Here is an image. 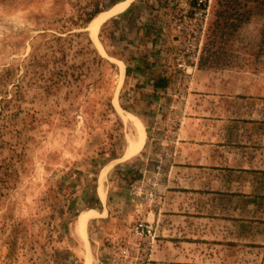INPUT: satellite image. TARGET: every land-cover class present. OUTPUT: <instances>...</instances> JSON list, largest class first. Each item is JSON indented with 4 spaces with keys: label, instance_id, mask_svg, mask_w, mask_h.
<instances>
[{
    "label": "rangeland",
    "instance_id": "374dc122",
    "mask_svg": "<svg viewBox=\"0 0 264 264\" xmlns=\"http://www.w3.org/2000/svg\"><path fill=\"white\" fill-rule=\"evenodd\" d=\"M123 1L0 0V264L128 259L144 206L129 186L151 154L123 157L129 114L144 140L142 119L161 112L146 71L165 72L164 138L207 114L211 131L264 147V0H129L109 14ZM95 9L107 16L94 36L82 20Z\"/></svg>",
    "mask_w": 264,
    "mask_h": 264
},
{
    "label": "crops",
    "instance_id": "0c3cea01",
    "mask_svg": "<svg viewBox=\"0 0 264 264\" xmlns=\"http://www.w3.org/2000/svg\"><path fill=\"white\" fill-rule=\"evenodd\" d=\"M166 88H150L161 112L142 119L136 152L151 151L136 179L160 168L153 204L139 210L154 235L145 264H264V147L211 131L207 114L181 117L177 137L164 138Z\"/></svg>",
    "mask_w": 264,
    "mask_h": 264
},
{
    "label": "built area",
    "instance_id": "2783aa9c",
    "mask_svg": "<svg viewBox=\"0 0 264 264\" xmlns=\"http://www.w3.org/2000/svg\"><path fill=\"white\" fill-rule=\"evenodd\" d=\"M204 2L205 0H190V5L200 7ZM159 169V164H156L153 173L143 174L130 184L129 193L136 201V207H140L141 204L147 207L152 206L155 199L154 176L159 173ZM131 232L137 241L121 247V252L126 253V256L129 255L128 259L112 258L111 264H145L147 252L154 236L152 227L147 221L137 219L131 227Z\"/></svg>",
    "mask_w": 264,
    "mask_h": 264
},
{
    "label": "bare ground",
    "instance_id": "6f19581e",
    "mask_svg": "<svg viewBox=\"0 0 264 264\" xmlns=\"http://www.w3.org/2000/svg\"><path fill=\"white\" fill-rule=\"evenodd\" d=\"M128 1L129 0H126V1H123L121 3L116 4L114 6V8L110 10L111 12L109 14L117 13V12L121 11L128 4ZM105 16H107V14H105V15H103V14H97L93 18V20L90 23V31H91L92 35L95 36V31H96L97 25L103 20V18ZM129 117L132 118L133 121H134V125H135V128H136V135L129 142V146H128L127 150L125 151V153L123 154V157L124 158H128V157L133 156L139 150L140 144H141V138H140V132H139V128H138L139 127L138 126V122H137V120L134 118V116L132 114H129ZM101 175H102V173L100 174V178H101ZM101 182H100V184H101ZM99 193H100L101 199L104 200V192H103L101 186H100V189H99ZM78 220H80V219H78ZM79 223L81 224L80 221H79ZM76 228H79V227L76 226Z\"/></svg>",
    "mask_w": 264,
    "mask_h": 264
},
{
    "label": "trees",
    "instance_id": "16d2710c",
    "mask_svg": "<svg viewBox=\"0 0 264 264\" xmlns=\"http://www.w3.org/2000/svg\"><path fill=\"white\" fill-rule=\"evenodd\" d=\"M227 3L228 2L226 1L225 4H227ZM98 12H100L99 9L91 10L90 12L86 13V15L84 16V18H83L82 21L83 22H89L93 18V16L96 13H98ZM128 12H129V8L127 7L124 11L120 12L119 14H117L116 16H114L112 19H114V20L120 19L121 17H123L126 14H128ZM151 85H152L151 87L153 89L160 88V87L166 86V80L163 79L162 76H157L156 78H153L152 79ZM98 203H99L98 198L94 196L93 197V203H92L91 206L94 207V206L98 205ZM63 264H69V263L64 262Z\"/></svg>",
    "mask_w": 264,
    "mask_h": 264
}]
</instances>
